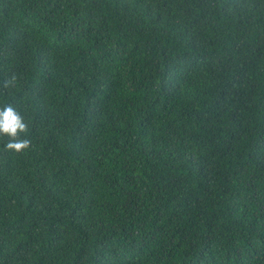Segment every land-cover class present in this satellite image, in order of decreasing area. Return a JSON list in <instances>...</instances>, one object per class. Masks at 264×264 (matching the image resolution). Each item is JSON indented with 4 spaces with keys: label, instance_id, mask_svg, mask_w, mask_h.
<instances>
[{
    "label": "trees",
    "instance_id": "trees-1",
    "mask_svg": "<svg viewBox=\"0 0 264 264\" xmlns=\"http://www.w3.org/2000/svg\"><path fill=\"white\" fill-rule=\"evenodd\" d=\"M8 105L0 264H264V0H0Z\"/></svg>",
    "mask_w": 264,
    "mask_h": 264
},
{
    "label": "clouds",
    "instance_id": "clouds-1",
    "mask_svg": "<svg viewBox=\"0 0 264 264\" xmlns=\"http://www.w3.org/2000/svg\"><path fill=\"white\" fill-rule=\"evenodd\" d=\"M15 81L16 76L13 74L4 86L14 85ZM27 128L28 126L24 122L23 117L11 105L0 110V136L9 137V142L5 146L7 149L19 153L30 146V140L19 139L20 133L27 132Z\"/></svg>",
    "mask_w": 264,
    "mask_h": 264
}]
</instances>
